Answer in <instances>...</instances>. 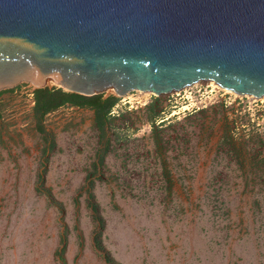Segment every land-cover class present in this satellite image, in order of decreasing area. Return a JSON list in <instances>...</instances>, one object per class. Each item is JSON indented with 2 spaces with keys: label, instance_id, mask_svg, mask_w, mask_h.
Here are the masks:
<instances>
[{
  "label": "rangeland",
  "instance_id": "rangeland-1",
  "mask_svg": "<svg viewBox=\"0 0 264 264\" xmlns=\"http://www.w3.org/2000/svg\"><path fill=\"white\" fill-rule=\"evenodd\" d=\"M34 89L0 90V264H264V96L107 90L101 123Z\"/></svg>",
  "mask_w": 264,
  "mask_h": 264
},
{
  "label": "water",
  "instance_id": "water-1",
  "mask_svg": "<svg viewBox=\"0 0 264 264\" xmlns=\"http://www.w3.org/2000/svg\"><path fill=\"white\" fill-rule=\"evenodd\" d=\"M264 96V0H0V90Z\"/></svg>",
  "mask_w": 264,
  "mask_h": 264
},
{
  "label": "trees",
  "instance_id": "trees-1",
  "mask_svg": "<svg viewBox=\"0 0 264 264\" xmlns=\"http://www.w3.org/2000/svg\"><path fill=\"white\" fill-rule=\"evenodd\" d=\"M114 100L115 98L113 95L103 97L102 93L86 96L64 91L61 88L41 87L34 89V112L38 116H43L47 112L64 104L75 105L78 107L87 106L94 109L96 120L102 123L106 120L107 113L113 105Z\"/></svg>",
  "mask_w": 264,
  "mask_h": 264
},
{
  "label": "built area",
  "instance_id": "built-area-1",
  "mask_svg": "<svg viewBox=\"0 0 264 264\" xmlns=\"http://www.w3.org/2000/svg\"><path fill=\"white\" fill-rule=\"evenodd\" d=\"M217 88H219L218 86H217ZM221 89V88H220ZM252 98H256V97H253V96H251Z\"/></svg>",
  "mask_w": 264,
  "mask_h": 264
}]
</instances>
